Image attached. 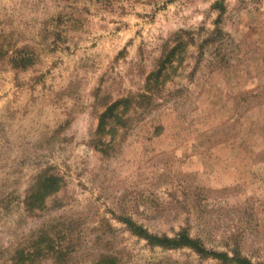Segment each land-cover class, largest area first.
I'll list each match as a JSON object with an SVG mask.
<instances>
[{"label":"rangeland","instance_id":"1","mask_svg":"<svg viewBox=\"0 0 264 264\" xmlns=\"http://www.w3.org/2000/svg\"><path fill=\"white\" fill-rule=\"evenodd\" d=\"M237 255L264 264V0H0V264Z\"/></svg>","mask_w":264,"mask_h":264},{"label":"trees","instance_id":"2","mask_svg":"<svg viewBox=\"0 0 264 264\" xmlns=\"http://www.w3.org/2000/svg\"><path fill=\"white\" fill-rule=\"evenodd\" d=\"M100 150H103L104 152V148H100ZM43 186L44 188H48L51 185H47L44 183ZM125 221L130 226L131 230H133V232L145 238L149 243H154L166 247L189 245L198 252H205V249L198 243V240L191 238L188 234H185L183 232H177L175 236L159 235L149 232L147 229L143 228L142 225H139L130 219H125ZM233 258L240 264H251L244 257H239L237 255L236 257Z\"/></svg>","mask_w":264,"mask_h":264}]
</instances>
